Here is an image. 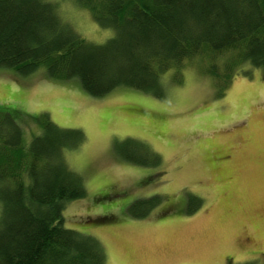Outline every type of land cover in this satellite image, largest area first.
I'll return each instance as SVG.
<instances>
[{
  "label": "rangeland",
  "instance_id": "374dc122",
  "mask_svg": "<svg viewBox=\"0 0 264 264\" xmlns=\"http://www.w3.org/2000/svg\"><path fill=\"white\" fill-rule=\"evenodd\" d=\"M49 1L87 42L114 38L76 0ZM229 56L161 75L163 98L128 87L92 97L45 68L0 70V106L21 117L27 143L40 131L28 116L82 133L62 156L87 194L66 204L63 227L97 240L106 264H264V68L243 62L220 96L208 67ZM191 197L201 203L189 214Z\"/></svg>",
  "mask_w": 264,
  "mask_h": 264
},
{
  "label": "trees",
  "instance_id": "16d2710c",
  "mask_svg": "<svg viewBox=\"0 0 264 264\" xmlns=\"http://www.w3.org/2000/svg\"><path fill=\"white\" fill-rule=\"evenodd\" d=\"M76 3L114 38L87 42L60 19L52 1L0 0V70L28 75L45 68L53 80L77 78L92 97L128 87L163 98L160 76L196 57L215 61L230 54L222 67H208L220 96L243 62L264 68V0ZM15 113L0 106V264H106L97 240L63 227L66 204L87 194L62 156L82 144V133L58 128L46 114L28 116L40 131L27 143ZM158 203L154 197L136 205ZM200 203L191 197L189 214Z\"/></svg>",
  "mask_w": 264,
  "mask_h": 264
}]
</instances>
